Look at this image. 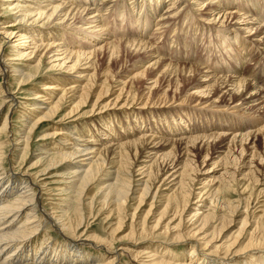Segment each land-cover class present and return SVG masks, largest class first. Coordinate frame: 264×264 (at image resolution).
<instances>
[{"label":"bare ground","instance_id":"obj_1","mask_svg":"<svg viewBox=\"0 0 264 264\" xmlns=\"http://www.w3.org/2000/svg\"><path fill=\"white\" fill-rule=\"evenodd\" d=\"M261 6L264 0H0V77L7 82L0 89L4 96L0 109L5 101L13 107L0 128V264H115L119 253L128 255L131 264H264V178L255 176L260 168L264 171V156L256 160L257 152L251 157L248 149L256 132L237 130L241 133L234 134L228 146L226 164L222 159L212 166L213 171L224 172L218 181H207L216 172L201 166L208 168L210 153L222 149L223 133L204 125L180 130L178 126H186L169 125L167 118L161 120L162 136L156 134L158 129L146 126L138 132L122 121L119 135L124 136L116 135L112 122L103 123L105 134L84 133L75 125L53 128L51 135L43 131L40 143L55 141L40 145L36 163L28 167L25 162L43 123L70 125V119L75 122L86 115L81 112L88 106L87 115L96 111L101 115L120 105L119 110H133L139 105L136 97L142 81L150 82L147 90L153 95L162 83L168 89L174 85L177 93L181 77L204 104L216 103L220 94L233 104L244 101V92L252 100L261 99L264 79H247L239 67L248 58L264 60ZM168 33L172 52L185 49L193 34L214 39L226 50L232 64L228 72L234 74L229 76L217 63L169 54L170 43H160ZM102 58L105 68L99 72ZM127 58L134 59L132 74L117 78L128 66ZM181 61L189 64L180 65ZM61 76L67 77L69 88L63 87ZM36 84L52 92L40 99ZM28 86L34 99L22 104L16 91ZM14 113L22 119V130L3 142L2 131L12 133ZM59 133L65 138H57ZM6 146L15 154L13 159L22 158L21 174L6 172ZM164 147L172 150L159 155ZM196 152L206 153L201 166L195 162ZM239 176L251 180L240 181ZM48 182L53 185L48 197L56 192L60 199L54 200L58 204L50 200L46 211L41 209L45 194L41 188ZM259 184L263 187L256 189ZM253 196L257 204L252 208ZM145 205L149 210L142 212ZM96 206L107 228L106 238L92 228L81 232ZM261 206L263 215L258 217ZM50 230L67 240L50 243ZM124 230L127 235L119 237ZM149 239L157 243L139 252L131 249ZM88 249L102 255L85 253Z\"/></svg>","mask_w":264,"mask_h":264},{"label":"rangeland","instance_id":"obj_2","mask_svg":"<svg viewBox=\"0 0 264 264\" xmlns=\"http://www.w3.org/2000/svg\"><path fill=\"white\" fill-rule=\"evenodd\" d=\"M263 7L264 6H261V8H263ZM170 36H171V34H169V33L166 34L163 37V39L160 41V43H170V39H171ZM181 37H182V39L186 38L184 34H181ZM187 38L188 39H186L187 40L186 44L188 46H186L185 49H183L182 47H178L179 49L181 48L182 50L175 49L172 52L174 45L173 44L171 45V43H170L169 47H170L171 52H169V54H171V53H174V55L182 54V58L184 57V55H186L187 57H189L188 59L190 61L191 60H195L197 62L200 61V63L201 62L207 63L209 65L217 63L221 67H225V69H226L225 72H227V74L229 76L234 74L233 72H230V73L228 72L230 67L232 66V64L230 63L231 60L227 57L226 50H223L222 47H219L218 43L214 39L212 41H210L209 38L205 39L204 37L201 36V34L200 35L197 34V36L195 34H193L191 38H189V37H187ZM253 60L254 59H252V61ZM124 61H125V64H127L128 66L122 70V72L120 73L119 76H117V78H119V77L121 78V76H128L131 73L132 65L134 63V59L127 58ZM252 61H251V58H248V60H244L243 62L242 61L239 62V64H240L239 67L241 69H243V72H242L243 77H246L247 79H250V80H253L254 77H260V79H264V60L258 61L256 59V61H253V62ZM104 62L105 61L102 58L100 60L101 66H100L99 72H101L105 68ZM185 62L186 61H181L179 64L180 65H184V64L188 65L189 64L188 62H186V63ZM111 68H112L113 72L117 71L116 70L117 66L115 67L112 65ZM61 77H62V80H65L61 83L63 85V87L69 88L68 85L70 83L67 82V77H65V76H61ZM178 80H179V82H181L180 85H182V86H181V90H178L177 93H176V89H175L174 85H170V88L168 89L167 88L168 84L164 85L165 83H162L163 87H161V89L159 91L157 90L156 93H154V95L151 93L150 90L149 91L147 90L150 82H147V83L144 81L140 82L141 84H139L140 88H139V92H138L139 97L138 96L136 97V101L139 105L137 107H136V105H134L135 109H133V110H123V111L119 110L122 106V105H120L117 108L116 107L109 108L108 110L104 111L106 113L103 112L104 114H101V115H99L98 111H96V114L92 113L90 115H87V114H89L88 111L91 110L88 106V107H86V109H82L81 115L85 114V113H86V115H83V117H81L82 118L81 120L75 121L77 123H75L73 121V119H70V122H71V123H69L70 125H65V124L59 125V124H54V123H50V122L43 123L44 127L42 129H40L39 132H36V134H35L36 136L34 135L35 139H33V141H32V145H31L29 152H28V158L26 159L27 161H25V162H27L28 167L33 165L34 163H36L38 160V159H36L37 158L36 156L38 154L37 149L40 147V145L42 143L43 144L53 143L54 139H48L46 142H41V143L38 141L40 138L39 136L41 135V132H43V131H47V134L51 135V134H54V131H55L53 128H61V127L75 125V126H78V127H75L77 129L79 127H82V130L84 133H86L87 130H91V131H93V134H97V133H99V131L100 132L104 131L105 126L103 125V123L110 125L112 122V126L113 127L115 126V128H113L114 131H117V133H116L117 136H122V135L124 136V134L119 135V133L121 132L119 125L122 126V123H124L125 127L127 126V124H128V126H133L135 130H138V132H140L139 131L140 127L145 128L146 126H147V128H151V129L154 128V130L158 129L159 133H156V134L162 136L160 133L161 132L160 130L164 127V122H167L163 118H167V120L169 119L168 120L169 125L176 126L177 124L179 125V123H181V124H184V126H186V127L178 126L177 129H180V130H182V128L183 129L192 128V130H193V128L195 126L204 125V126H210L211 127V128H209L210 130L214 131L216 128L217 131H220V133H223V135L225 137H224V142L222 143V149L221 150L219 149L217 154L212 155L210 153L211 158H209V161H208V166H209L208 168L205 165H204V167L201 166L202 162H203V158L206 155V153L205 152H200V153L196 152L195 153L197 157L194 159H195V162L197 163V166L200 165L202 170L205 168L208 170H211L210 171L211 173L216 172L213 175H208V176H210V178L207 179V181H209V182L213 179H216L217 181L219 179L222 180V175L224 172L219 171V170H221V168H218L217 171H213L212 166L215 163H217L218 161H221L222 159L224 160V161H222L223 164H226L225 153H227L226 151L228 149V146L231 145L232 139L235 136L239 137V135H237V134L241 133L240 131L238 133H236L237 130H244V133L256 132V138L254 139L252 144H250L248 146L249 155H251V157H252V155H254L255 152H257L258 157L256 158V160H258L259 156L260 157L264 156V130H263L264 129V97H262L261 99L259 98V99H257V101H255V100H252V95L250 93L244 92V95L246 94L245 98L243 99L244 101L238 102V100H236V103L233 104L232 101L229 100V98H227V97L224 98L223 94H220L218 96L219 99L217 98L215 100L216 103L212 104V101H210L209 103L204 104L205 100H203L202 97H200V96L198 97V96L194 95V92L197 90H195V89L190 90L189 84H187V83L184 84V82L181 81V77H179ZM193 82H194L193 86L197 85V81L194 80ZM6 83L7 82L2 80V78L0 77V89L2 88V86H5ZM38 84H41V83H38ZM38 84H36L35 87H37L36 88L37 94H40L39 95L41 97L40 99H43L44 96H46L48 93L52 92V91L42 90L43 89L42 86L40 87V85H38ZM51 84H57V82H52ZM82 85H85V83ZM14 88H16V87H13L12 89H14ZM30 88L31 87L28 86L24 89V91H21V92L20 91L18 92V90L16 91L17 94L15 95V97L16 98L18 97L17 98V101L19 100L18 102L25 104L26 102H28V100L34 99L33 98L34 96L32 97V95H31L33 93L30 94ZM163 88H165V89L162 90ZM118 90H119V88H118ZM32 92H34V91H32ZM57 93H60V96L63 94V92H61V91H58ZM115 96H117V95H114V97L112 96L113 98L111 97L107 101L113 100L115 98ZM1 97L3 99L4 96L3 95L0 96V102L2 101ZM221 98H223V102H221V100H220ZM23 101H25V102H23ZM5 102H6V104L2 106L4 108L1 107V109H0V128L3 125V122H4L6 115L7 114L11 115L12 114L11 111H13V107L10 108V103L7 104V101H5ZM94 102H95V100H93L92 103L94 104ZM145 102L146 103L149 102L147 104V106H149V107H147V106L143 107V104H145ZM88 105H90V104H88ZM17 112H19V111H17ZM68 112H69V110H67L65 112V114H67ZM126 112H127V114H122V113H126ZM109 114H111L110 117L106 118V116ZM132 114H135L136 116H139V117H137V119L132 118L131 117V116H133ZM18 115H19L18 113H14V115H12V123L13 124L11 123L12 125H9V126H11L9 128H10V131L12 133L6 134L5 131H2L4 135H2L1 140L3 142L6 141V137L9 136V138H11V136H13V134H14L13 132L16 131L15 133H17V132L22 130V129H20V128H22V123H21L22 119H19ZM126 116H128V117L130 116L131 118L125 119ZM41 117H43V115H40L39 117H36V118L35 117H31V118L37 120L38 118H41ZM102 117H104V118L102 120H100ZM180 118L182 119L181 121H180ZM58 119L59 118H56V120H58ZM134 120L135 121L137 120V123H135ZM161 120H163L164 122ZM176 120H179L178 123L175 122ZM121 121H122V123H121ZM136 125H137V127H136ZM56 126H58V127H56ZM12 127H14V128H12ZM97 130H98V132H95ZM7 131H9V129H7ZM181 133H185V131L184 130L182 132L178 131V134H181ZM224 133L228 134V136L225 135ZM62 134L63 133H59L57 138H63L64 136ZM234 134H235V136H234ZM102 138H104V136L103 137L99 136V140H102ZM175 139H177V138H175ZM249 143H251V142L248 141V144ZM6 147L7 148L5 149V153L6 154L8 153V155L6 156V154H5L6 160L3 163L6 172H9L10 175H14V173L15 174H21L22 173V168H21V161H22L21 159L22 158L20 156L18 157V155H17L16 159L15 158L13 159V157H14L13 155H15V154H13V153L11 154V148L9 146H6ZM171 150H172V148L164 147L159 152V155L170 152ZM236 150H238V153H240V150L238 148H236ZM144 160L142 159V162H144ZM231 161H233V159H231ZM248 161H249V159H248ZM250 161H251V159H250ZM252 161H255V158ZM246 162H247V160H246ZM255 165H256V163H255ZM250 170L251 169L244 172L243 175L248 174L250 172ZM260 170H262V169L260 168ZM260 170H258L257 172H255L254 170L253 171L255 172V176H257L258 179L260 181H262V178H264V171L262 172ZM34 172L35 171H33V173ZM231 173L232 172H229V174H231ZM242 176L237 177L238 180H240V181L251 180L250 179L251 176H249L248 178L247 177L244 178ZM204 178L205 177H203V179ZM226 178H230L229 175L227 177H224V180L227 181ZM216 182H215V184H216ZM248 183H253V182L250 181ZM263 184H264V182H263ZM212 185L215 186L214 184H212ZM45 187L46 188H41L45 193V194H43L41 209L43 208L44 210L47 211V209L49 208L48 205H51L48 202H51L50 200H52L53 204H55V203L58 204L57 202L59 201L60 197L54 196V195H57L56 192L51 193L52 196L48 197L49 190L51 187H53L52 183L48 182ZM262 187L259 184L256 187V189L257 188L261 189ZM256 189H255V191H256ZM53 190H55V189H53ZM165 190H166V188L163 191H165ZM45 198L48 200H46ZM56 198H58V199H56ZM255 198L256 197L253 196L252 201H251L252 208L255 207L257 204L256 203L257 199H255ZM238 199H239L238 194L233 195L234 201H238ZM258 199L261 201V202H259V200H258L259 203L263 202L262 197H259ZM54 200L57 202H55ZM259 203H258L257 209L261 205ZM148 204H150V203H148ZM48 210H50V208ZM148 210L149 209H148V207H146V205H145V207L141 208L142 212H145V211L147 212ZM240 211H242V209H240ZM259 211L262 213V211H263L262 206L258 210V212ZM260 212L258 214L259 215L258 217L263 215V214H260ZM98 213H99V208H98V206H96L95 210L93 211V214L87 215V217H86L87 222L85 221L81 232L85 231L87 228H88V230L90 229L89 231H91V228H92L93 231L95 230L97 234L101 235V237L104 238L106 236V229L107 228L104 225V222H103L104 219L102 217H100V214L98 215ZM94 214H95V216H94ZM236 219L239 220L241 218H236ZM85 227H86V229H85ZM124 231H122L118 236L122 237L124 235H127L126 230H124ZM39 232L44 233L45 231H44V229H41ZM50 233L52 234L50 236V237H52L50 240V243H52V241L54 242L57 239L62 240V241H63V239H64V241L67 240V238L65 239V237L61 233L59 234V232H57V231L50 230ZM54 237H56V238H54ZM42 240H43V237H40L39 243H41ZM150 240H155V239H149L146 241H141L138 244V246H134V247L131 245H128V246L133 247L131 249H135L134 251L137 250L139 252V251H141V249L148 248L149 245H154L157 243V242L153 243ZM138 241L139 240H137L136 243ZM136 243H134V244H136ZM121 248H122V246H121ZM121 248H120V246H117V250H120ZM85 253H92V254H95L98 256L102 255V252L100 250H93V249H88L85 251ZM119 256H120L119 257L120 260H118L115 264H131L130 258L128 255L119 253ZM103 260H101V261H103ZM209 262H211V261H209ZM214 263H217V262H214ZM233 264H240V263L234 262ZM241 264H244V263H241Z\"/></svg>","mask_w":264,"mask_h":264}]
</instances>
